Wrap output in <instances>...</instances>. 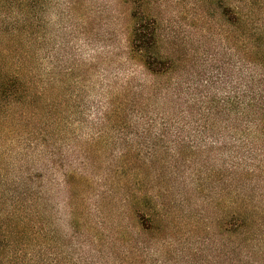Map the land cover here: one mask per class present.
I'll return each mask as SVG.
<instances>
[{"label":"rangeland","instance_id":"1","mask_svg":"<svg viewBox=\"0 0 264 264\" xmlns=\"http://www.w3.org/2000/svg\"><path fill=\"white\" fill-rule=\"evenodd\" d=\"M257 94L264 0H0V264H264Z\"/></svg>","mask_w":264,"mask_h":264},{"label":"trees","instance_id":"2","mask_svg":"<svg viewBox=\"0 0 264 264\" xmlns=\"http://www.w3.org/2000/svg\"><path fill=\"white\" fill-rule=\"evenodd\" d=\"M155 40L156 38L154 28L144 27L140 24L135 25L133 29V40L131 45L132 50L138 54L145 53L147 55L145 60L147 69L153 74H161L167 69V67L164 62L152 55V49L155 45ZM15 83H17L16 80ZM263 99L264 96L261 94L254 96L253 103L254 105H257V107L255 106L251 109L253 125L262 129L264 128V107L262 106L264 105L258 104V102H262ZM26 191H33V186H30ZM32 195L35 196L34 193Z\"/></svg>","mask_w":264,"mask_h":264}]
</instances>
